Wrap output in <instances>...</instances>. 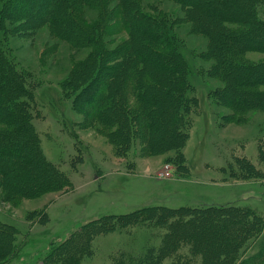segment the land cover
Listing matches in <instances>:
<instances>
[{
	"label": "rangeland",
	"instance_id": "rangeland-1",
	"mask_svg": "<svg viewBox=\"0 0 264 264\" xmlns=\"http://www.w3.org/2000/svg\"><path fill=\"white\" fill-rule=\"evenodd\" d=\"M151 1L156 9L172 13L181 7L175 0ZM255 7L264 18V0H256ZM89 18L94 20L95 13ZM196 24H175L179 50L190 69L185 138L180 147L158 145L146 152L135 134L127 145L117 142L118 118L93 115L92 109L104 100L97 92L102 81L118 93L123 85L119 75L106 69L94 77L95 70L84 83L93 80L92 90L83 94V85L70 82L88 47L58 37L49 25L32 33L15 24L14 31L4 32L5 44L29 75L26 88L34 97L22 127L35 137L28 133L25 141L35 143L53 165L43 169L52 188L44 184L37 193V184L29 190L21 183L25 166L13 165L24 151L12 147L0 152L8 161L10 179L9 186L0 166V264L13 255L14 243L23 236L28 241L21 255L6 264H240L260 255L256 264H264V108L247 111L238 121L239 114L216 99L214 87L224 82L209 74L215 59L202 54L213 45L211 34L192 31ZM129 36L121 28L105 38L114 39L107 45L116 48ZM246 56L260 60L264 53ZM130 103L133 107L138 101ZM15 127L0 122V132ZM152 139L160 141V135L153 133ZM226 203L241 207L207 206ZM108 214L118 217L92 221ZM238 223L251 227L246 234H234L241 232ZM197 226L205 231L227 227L231 233L203 234ZM71 235L51 259L41 261L53 240ZM212 235L216 241H209Z\"/></svg>",
	"mask_w": 264,
	"mask_h": 264
},
{
	"label": "trees",
	"instance_id": "trees-1",
	"mask_svg": "<svg viewBox=\"0 0 264 264\" xmlns=\"http://www.w3.org/2000/svg\"><path fill=\"white\" fill-rule=\"evenodd\" d=\"M175 1L181 7L178 12L172 13L156 9L153 7L156 4L151 0H0V122L16 125L14 129L0 132V152L12 147L24 151L19 160L12 163L17 168L25 166L23 171L26 177L21 181L24 187L31 190L37 184V188H40L37 193L43 191L44 184L46 188H52V182L45 176L44 170L47 167L50 169L53 164L45 161L35 143L31 146L25 141L28 133L32 132L22 126L29 117L34 97L32 100V93L26 88L28 73L18 66L15 56L5 44L7 31H14L15 24L16 29L19 27L32 33L49 25L58 37L88 47L86 62L69 77L75 87L84 86L95 70L94 77L101 76L106 69L119 75L123 84L120 91L117 93L113 84L103 80L97 92L104 100L102 104L100 102L101 106L96 108L95 105L92 111L95 110L94 116L102 113L118 118L120 142H117L121 145H127L133 134L142 138L143 152L158 145H182L187 129L184 110L187 100H190L187 92L191 84L188 80L189 65L179 50L180 39L175 24L184 21L197 23L192 31L211 34L213 45L203 51L202 56L215 59L208 69L209 74L224 82L214 87L216 99L238 113V121L246 116L247 111L264 108V58L251 60L246 56L251 51L264 53V18L257 12L256 0ZM90 12L95 13L94 20H88ZM6 21H10L9 26H6ZM117 21L120 24H116ZM121 28L130 38L116 48L109 47L107 44L113 43L114 39L106 40L105 37L110 33H120ZM116 60L117 64H109V61ZM92 81L82 86L81 94L92 90ZM90 93L95 94V91ZM130 99L138 103L130 107ZM234 118L230 120L236 121ZM153 133L160 135V141L154 142ZM32 135L35 137V134ZM0 166L8 177V161L2 155ZM37 193L33 190L31 194L37 196ZM207 206L221 209L241 207L238 203ZM110 217L116 218L118 214L103 215L92 221ZM207 224L213 222L209 220ZM250 227H239L241 232L234 230V234H246ZM199 231L203 234H219L220 231V234L231 233L227 227L223 229L218 226L216 231L211 228L205 231L202 226H197ZM71 237L59 242L53 240L41 261L51 259L50 254ZM216 240L215 235L209 237V241ZM27 241L28 238L24 236L17 238L13 255L1 264H6L12 258L17 259ZM232 250L228 248L229 252ZM217 253L214 251V261ZM260 260L261 255L247 262L243 260L240 264H256ZM23 264L37 263L25 261Z\"/></svg>",
	"mask_w": 264,
	"mask_h": 264
}]
</instances>
